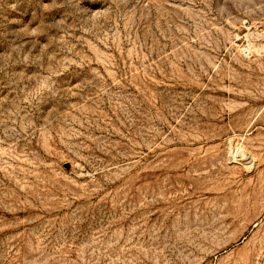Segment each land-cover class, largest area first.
Wrapping results in <instances>:
<instances>
[{"label":"rangeland","instance_id":"obj_1","mask_svg":"<svg viewBox=\"0 0 264 264\" xmlns=\"http://www.w3.org/2000/svg\"><path fill=\"white\" fill-rule=\"evenodd\" d=\"M0 264H264V0H0Z\"/></svg>","mask_w":264,"mask_h":264}]
</instances>
